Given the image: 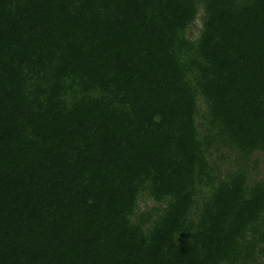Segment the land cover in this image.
I'll list each match as a JSON object with an SVG mask.
<instances>
[{
    "label": "trees",
    "instance_id": "obj_1",
    "mask_svg": "<svg viewBox=\"0 0 264 264\" xmlns=\"http://www.w3.org/2000/svg\"><path fill=\"white\" fill-rule=\"evenodd\" d=\"M0 264H264V0H0Z\"/></svg>",
    "mask_w": 264,
    "mask_h": 264
},
{
    "label": "rangeland",
    "instance_id": "obj_2",
    "mask_svg": "<svg viewBox=\"0 0 264 264\" xmlns=\"http://www.w3.org/2000/svg\"><path fill=\"white\" fill-rule=\"evenodd\" d=\"M198 29H199V20H197V24H196V28H195V31H196L195 34L197 33V30ZM145 203L147 205H149V206L152 205V201L151 200H146V201H144V202L141 203V206L143 207Z\"/></svg>",
    "mask_w": 264,
    "mask_h": 264
}]
</instances>
